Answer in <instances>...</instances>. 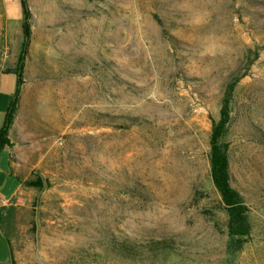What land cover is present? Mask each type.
<instances>
[{"label":"rangeland","instance_id":"1","mask_svg":"<svg viewBox=\"0 0 264 264\" xmlns=\"http://www.w3.org/2000/svg\"><path fill=\"white\" fill-rule=\"evenodd\" d=\"M24 5L0 264H264V0ZM22 17L18 0H0V125ZM232 81L221 142L247 207L242 241L227 235L208 164Z\"/></svg>","mask_w":264,"mask_h":264},{"label":"trees","instance_id":"2","mask_svg":"<svg viewBox=\"0 0 264 264\" xmlns=\"http://www.w3.org/2000/svg\"><path fill=\"white\" fill-rule=\"evenodd\" d=\"M22 9V21H21V43L16 62L12 72L15 75V87L13 93L9 96L8 102L5 107L4 117L0 125V150L8 145L6 138V131L10 124L13 109L16 103V96L18 88L21 83L20 68L23 59L24 47L28 37V25L26 23V11L24 0H18ZM235 82H229L226 84L221 99V103L218 110V117L216 120H212L210 124V133L208 138V164H209V176L211 183L216 190L220 203L226 215V232L230 239L237 241L244 240L248 235V223L246 220L247 207L243 201L242 196L230 185L228 160L225 150V145L221 142L225 125L228 121V105L231 97ZM27 186L41 187V183L38 181H28L25 183ZM160 249L169 247L165 239L155 242ZM111 247L115 250H123L127 253L135 250L125 244L118 246L116 242L111 244Z\"/></svg>","mask_w":264,"mask_h":264}]
</instances>
